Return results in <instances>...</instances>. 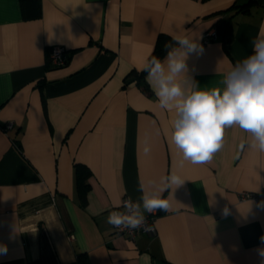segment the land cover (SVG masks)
Wrapping results in <instances>:
<instances>
[{
  "label": "crops",
  "instance_id": "crops-1",
  "mask_svg": "<svg viewBox=\"0 0 264 264\" xmlns=\"http://www.w3.org/2000/svg\"><path fill=\"white\" fill-rule=\"evenodd\" d=\"M38 2L39 15L26 17L20 0H0V264H264V209L239 200L264 195V152L232 126L211 161L181 164L175 111L142 76L161 34L202 43L222 21L232 40L188 60L202 88L220 87L264 37V0ZM54 47L66 50L62 67L49 61ZM77 165L90 171L85 189ZM173 171L186 180L161 193L171 208L160 210L157 235H116L112 209L138 201L141 185L159 191Z\"/></svg>",
  "mask_w": 264,
  "mask_h": 264
},
{
  "label": "clouds",
  "instance_id": "clouds-1",
  "mask_svg": "<svg viewBox=\"0 0 264 264\" xmlns=\"http://www.w3.org/2000/svg\"><path fill=\"white\" fill-rule=\"evenodd\" d=\"M164 47L166 55L151 56L143 71L159 106L175 111L171 142L182 153L180 163L211 161L223 147L225 129L232 126L250 133L252 141L246 142L248 146L264 152V37L253 40L252 52L231 67L220 87L211 90L200 86L195 66L188 63L192 56L200 57L205 51L199 38L174 36ZM143 151L146 155L151 151L147 142ZM185 180L173 171L161 177L159 191L144 192L141 185L140 199L123 200L124 210L111 211L107 222L117 228L150 230L144 213L168 211L171 203L161 193L178 188ZM257 207L264 209V201ZM222 214L229 215L230 209L225 206ZM7 251V246L0 244V256ZM260 254L264 256V250Z\"/></svg>",
  "mask_w": 264,
  "mask_h": 264
},
{
  "label": "built area",
  "instance_id": "built-area-1",
  "mask_svg": "<svg viewBox=\"0 0 264 264\" xmlns=\"http://www.w3.org/2000/svg\"><path fill=\"white\" fill-rule=\"evenodd\" d=\"M219 39L218 33L216 29H211L209 31H206L202 38L203 45H208L213 41H216ZM49 61L50 63L55 67H62L68 62V56L66 53V50L61 47H54L49 55ZM13 124L9 123L6 125V129L10 130L12 129ZM128 197H125L123 200L127 199ZM122 200V201H123ZM240 202H247L251 201L255 203L256 205L259 204V202L264 201V195L251 192V191H244L239 196ZM113 210H121L123 211V205L122 202L119 206L114 207ZM145 216L147 217V224L150 225V230H145L144 227L138 228V229H130V228H117L112 225V230L116 235L126 237L130 240L135 241L136 238L140 235H148V236H155L157 235V228H156V220L160 214V210H155L151 213L145 212Z\"/></svg>",
  "mask_w": 264,
  "mask_h": 264
},
{
  "label": "trees",
  "instance_id": "trees-1",
  "mask_svg": "<svg viewBox=\"0 0 264 264\" xmlns=\"http://www.w3.org/2000/svg\"><path fill=\"white\" fill-rule=\"evenodd\" d=\"M20 1L22 4V10L26 17H36L37 15H39L38 0H20ZM250 8H251V3L239 7V11L248 13L250 11ZM216 30L219 38L221 37L224 42L228 43L232 40L233 30H232V26L229 23L222 21L218 22L216 25ZM168 41H172V39L165 34H161L158 37L157 45L151 56L155 55L163 58L167 52V49L164 47V45ZM145 74L146 73L143 71L142 76H144ZM142 88L146 93L150 91L147 84H143ZM76 169H77L78 185L80 186L81 189L87 188L86 179L90 175L89 169L84 165H77ZM79 262L80 264H87L85 257H79Z\"/></svg>",
  "mask_w": 264,
  "mask_h": 264
}]
</instances>
